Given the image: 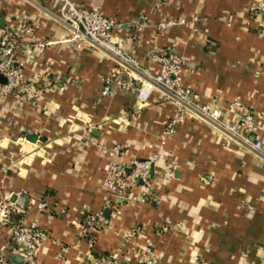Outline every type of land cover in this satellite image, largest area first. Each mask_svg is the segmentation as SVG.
I'll use <instances>...</instances> for the list:
<instances>
[{
    "label": "crops",
    "instance_id": "0c3cea01",
    "mask_svg": "<svg viewBox=\"0 0 264 264\" xmlns=\"http://www.w3.org/2000/svg\"><path fill=\"white\" fill-rule=\"evenodd\" d=\"M71 1L113 19L112 39L152 70L149 52L173 47L185 68L182 84L214 102L224 122L252 114V133L264 145V13L251 10L257 0ZM59 5L0 0V37L20 33L13 55L23 82L36 90L34 97L0 92V254L16 264H89L135 228L122 264L146 254L156 264H264V161L189 116L161 140L173 103L155 88L140 101L139 83L122 73L113 92L101 95L115 62L65 40ZM168 17L185 24L155 31ZM40 40L52 43L38 51L21 46ZM231 101L240 103L233 111ZM150 154L148 182L125 194L103 189L110 163L128 167ZM98 212L107 224L84 231L85 217ZM30 222L46 235L33 261L12 251L16 226Z\"/></svg>",
    "mask_w": 264,
    "mask_h": 264
},
{
    "label": "built area",
    "instance_id": "2783aa9c",
    "mask_svg": "<svg viewBox=\"0 0 264 264\" xmlns=\"http://www.w3.org/2000/svg\"><path fill=\"white\" fill-rule=\"evenodd\" d=\"M58 17L68 29L66 41L71 42L76 49L83 45L99 49L108 54L115 62L114 66L104 76L101 86V95H110L115 85L119 81L116 75L122 73L133 81L139 83L136 89V97L144 101L151 88L157 89L174 106V110L166 122L165 128L160 135L162 140L166 135L172 134L176 124L182 122L185 116L198 118L212 127L220 130L230 139L239 144L248 146L259 159L264 161V145L257 133H252L254 117L250 113L241 114L235 122H224L219 115L218 108L214 102H203L190 88L182 84V74L184 71L183 60L180 55L172 49L165 52L152 50L148 54L150 62L155 63L157 68L140 64L133 56L123 51L121 46L112 39V31L116 29L117 23L104 16L96 8H82L76 6L71 0H58ZM254 12L264 13V0H257L251 8ZM185 24L181 17H168L154 25V30L160 32L173 25ZM139 29V27H137ZM20 33L9 32L0 37V82L1 94L20 93L28 94L30 97L36 95L29 83L23 82L21 74L22 61L15 58L13 51L16 47L15 38ZM52 41L40 40L36 42H24L21 44L24 50L38 51L51 44ZM238 101H231L227 104V109L233 111L239 107ZM117 145L111 148L118 152ZM155 154H150L145 158H131L128 167L118 163H110L105 171L101 186L104 190L112 194H125L138 184H145L149 180ZM211 176L200 177L203 184H208ZM7 209L1 211V216H7ZM108 218L102 212L88 214L84 219V231L95 230L98 226L107 224ZM135 228L124 232L121 235L119 246L108 253L94 254L89 264H122V257L125 252L126 243L131 235H138ZM46 237L45 233L30 222L26 225L18 224L13 232L12 238L15 248L13 252L22 256L23 260L33 261L34 251ZM0 264H14L0 254ZM134 264H156L155 255H145Z\"/></svg>",
    "mask_w": 264,
    "mask_h": 264
},
{
    "label": "water",
    "instance_id": "95a60500",
    "mask_svg": "<svg viewBox=\"0 0 264 264\" xmlns=\"http://www.w3.org/2000/svg\"><path fill=\"white\" fill-rule=\"evenodd\" d=\"M0 82H3V78L0 76ZM34 136H30V138H28V139H30V140H33L34 138H33ZM11 262H13V260L11 259L10 260ZM14 263V262H13ZM14 264H16V263H14Z\"/></svg>",
    "mask_w": 264,
    "mask_h": 264
}]
</instances>
